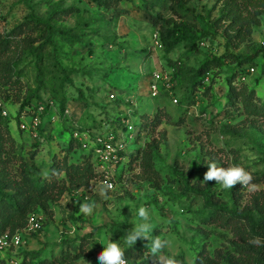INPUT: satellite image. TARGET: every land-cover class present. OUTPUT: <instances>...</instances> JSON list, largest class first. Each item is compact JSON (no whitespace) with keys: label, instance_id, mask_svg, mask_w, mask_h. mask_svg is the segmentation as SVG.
<instances>
[{"label":"rangeland","instance_id":"obj_1","mask_svg":"<svg viewBox=\"0 0 264 264\" xmlns=\"http://www.w3.org/2000/svg\"><path fill=\"white\" fill-rule=\"evenodd\" d=\"M31 14L83 40L53 37L54 45L39 50L45 32L19 26ZM174 26H187L188 37L167 52L163 30ZM252 54L253 64L242 61ZM263 54L264 0H0V98L7 114L0 117V175L20 179L26 166L44 176L53 161L94 160V150L107 144L105 166L114 181L109 189L102 176L79 188L65 180L61 193L4 231L22 233L23 241L0 248V264H19L25 252L36 255L33 264H99L108 238L130 247L123 237L139 222L132 211L140 206L150 212L153 235L169 241V255L194 264L202 250L237 254V228L203 221L204 208L208 199L264 212ZM218 56L224 64L213 79H202L204 62ZM153 83L160 88L155 95ZM32 94L34 105L47 107L43 115L21 106ZM211 162L243 166L256 190L201 182ZM82 203L93 204V212L82 213ZM31 215L38 226L28 230ZM146 243L136 244L147 252Z\"/></svg>","mask_w":264,"mask_h":264},{"label":"trees","instance_id":"obj_2","mask_svg":"<svg viewBox=\"0 0 264 264\" xmlns=\"http://www.w3.org/2000/svg\"><path fill=\"white\" fill-rule=\"evenodd\" d=\"M95 1L100 2L101 0ZM152 5H155V3L152 2ZM28 24L30 29L35 28L38 30L41 28V31H44L46 34L45 38L37 46L39 50L47 45H54L52 42L53 37H59L68 44L83 40L81 35H74L71 33V30L55 27L48 20L37 19L32 14L27 16L25 22L19 24L21 31H25V27H27ZM163 31L165 34H163L162 38L167 52L172 51L182 40L187 39V34L189 32L187 26L181 28L177 26L164 28ZM6 45L9 47L11 46L9 40ZM255 56L256 54H252L242 61L253 64ZM223 59V57L218 56L204 62L201 68L202 79L208 76L213 79L212 72L215 68L224 64ZM8 67L12 68V66ZM262 72H264V62L262 64ZM3 83L7 84L10 83V81H4ZM33 96H35V94L26 97L21 106L38 107L40 103L34 105L32 102ZM259 109L264 110V104L259 106ZM45 110L46 109H44V112ZM0 117L4 118L1 110ZM119 155L121 158L130 157L128 152L120 151ZM88 157L90 158V156ZM63 171L65 172V176L57 181L56 178ZM101 176L102 175L96 171L94 160L89 159H84L83 162L80 163L72 162L70 164L66 162L60 164V162L53 161L46 177L26 166L21 169L20 179L11 178L8 173L2 172L0 175V236L6 233L4 231L7 228L23 223L27 217L28 211L35 205H45L47 199L51 198L54 192L61 193L66 187L64 185L65 180H68L73 187L79 188L83 185H87L92 179H98V177ZM205 203L204 209L207 213L203 216V221L224 220L225 224H231L237 228L240 241L237 254L233 257H215L202 250L198 252L194 264H264V246H257L249 243V241L255 237H260L262 242H264V212L259 216H255L251 212H238L234 209L213 206L212 202L208 199ZM224 212H226V214ZM239 215L245 219L244 223ZM16 222L18 223L16 224ZM124 251L129 264H131V255H134V260L136 261L140 259L144 253V249L140 248L138 244L134 245V247H128L124 249ZM35 256L34 254L32 255L29 252H25L24 258L19 264H33L32 261ZM177 259L181 261V264H189L183 258ZM42 263L44 262H38L37 264Z\"/></svg>","mask_w":264,"mask_h":264},{"label":"clouds","instance_id":"obj_3","mask_svg":"<svg viewBox=\"0 0 264 264\" xmlns=\"http://www.w3.org/2000/svg\"><path fill=\"white\" fill-rule=\"evenodd\" d=\"M207 167L208 170L204 173L201 181L205 184L215 181L216 185L223 189H233L237 184L248 191H255L257 188V185L253 183V175L241 165L232 164L221 167L216 162H211L207 164ZM44 176H47L46 172ZM105 187H102L101 191H104ZM93 210V204H80V211L84 214H91ZM132 214L139 218V222L133 223L134 227L127 231L123 240L130 247H134L138 240H146L145 247L148 249L140 259L136 260L135 264H146L148 261H152L153 264H181V261L174 255L167 254L166 249L169 247V241L161 238L160 235H153L154 229L150 223L149 210L140 206L135 212L132 211ZM249 243L264 246L260 237L253 238ZM101 244L103 250L97 256L99 264H128L125 251L119 241L114 242L108 238L106 243ZM84 264H88V262L84 260Z\"/></svg>","mask_w":264,"mask_h":264},{"label":"built area","instance_id":"obj_4","mask_svg":"<svg viewBox=\"0 0 264 264\" xmlns=\"http://www.w3.org/2000/svg\"><path fill=\"white\" fill-rule=\"evenodd\" d=\"M155 79H156L155 81L162 80V76H160L159 74H156ZM167 87H170V86L167 85ZM158 91H159V86L156 83H153V86H152L153 94L154 95L157 94ZM44 109H45V106L42 104L37 107V111L39 112L40 115L43 114ZM0 110L3 115H7L1 98H0ZM38 123H39V117L36 116L34 119V124L38 125ZM21 127L26 128V125L22 123ZM104 147H106L105 150L102 149ZM94 154H95L94 163H95L96 171L100 173L103 177L100 181L103 182L105 186L110 185L111 187H107V188L112 189L114 187V181L109 176V171L105 166L106 162L110 159V146L107 144H105L104 146H100V148H96L94 150ZM37 226H38V223L36 222L34 216L32 215L29 216L28 230L36 229ZM22 241H23L22 233L20 234L19 232H15L14 234H9L7 232L0 236V248H4L8 244V242H11L14 245H19ZM16 262L17 261H15L14 264H17Z\"/></svg>","mask_w":264,"mask_h":264}]
</instances>
